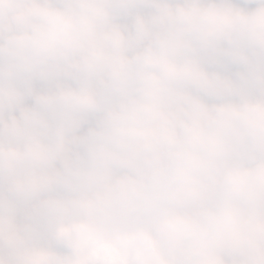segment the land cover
I'll list each match as a JSON object with an SVG mask.
<instances>
[{"label":"clouds","instance_id":"clouds-1","mask_svg":"<svg viewBox=\"0 0 264 264\" xmlns=\"http://www.w3.org/2000/svg\"><path fill=\"white\" fill-rule=\"evenodd\" d=\"M0 264H264V0H0Z\"/></svg>","mask_w":264,"mask_h":264}]
</instances>
